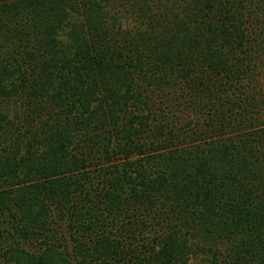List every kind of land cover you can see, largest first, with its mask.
Instances as JSON below:
<instances>
[{"label": "trees", "instance_id": "16d2710c", "mask_svg": "<svg viewBox=\"0 0 264 264\" xmlns=\"http://www.w3.org/2000/svg\"><path fill=\"white\" fill-rule=\"evenodd\" d=\"M0 264H264V0H0Z\"/></svg>", "mask_w": 264, "mask_h": 264}]
</instances>
